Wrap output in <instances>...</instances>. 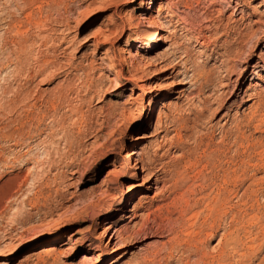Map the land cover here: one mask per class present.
Masks as SVG:
<instances>
[{"label":"rangeland","instance_id":"374dc122","mask_svg":"<svg viewBox=\"0 0 264 264\" xmlns=\"http://www.w3.org/2000/svg\"><path fill=\"white\" fill-rule=\"evenodd\" d=\"M45 5L37 13L40 3L0 0V264H264V186L244 193L254 174L264 176L256 142H264V122L244 127L242 139L225 109L189 130L213 93L204 77L220 75L228 58L237 69L226 95L240 93L234 119L248 112V94L264 89V68L259 75L251 66L240 82L244 67L264 65V0ZM157 29L160 44H145ZM205 146L210 162L200 155ZM233 174L244 177L233 183ZM41 190L54 210L42 222L46 208L36 212L30 201ZM212 223L199 263L195 248L177 242ZM124 228L125 241L112 238Z\"/></svg>","mask_w":264,"mask_h":264},{"label":"bare ground","instance_id":"6f19581e","mask_svg":"<svg viewBox=\"0 0 264 264\" xmlns=\"http://www.w3.org/2000/svg\"><path fill=\"white\" fill-rule=\"evenodd\" d=\"M52 0H45V1H43L42 2V0H29V2L30 3H40V6L37 8V13L39 12V13H41L42 12V10H43V7H45L46 5V3H48L49 4V2H51ZM46 2V3H45ZM39 5V4H38ZM37 6V5H36ZM48 6V5H47ZM160 10V9H159ZM166 17V16H165ZM165 17H159L160 19H159V25H158V28H162L163 26H165L164 24H165V21L163 20V18H165ZM254 34L256 35L257 34V32H255L254 31ZM244 36H242L241 35V38H243ZM163 38V35H162V33H161V31L159 30V29H157L154 33H149L148 35H147V38H146V42H145V44H147V45H154V47L155 46H158L159 44H160V40ZM147 50H149V51H151V48H148ZM239 51H234L233 49H231V48H228L227 50H226V55L228 56V57H230V56H232V55H234V57L236 56V58L237 57H239ZM225 56V55H224ZM223 57V56H222ZM231 58V57H230ZM230 58H228L229 60H230ZM228 59L227 60H225V63H224V61L222 62V63H224V66L221 68V69H218V72L217 73H220V75H218V76H215V75H211V74H207L205 77H204V80H205V83L207 84V85H212L213 86V93H211V94H207V96L206 97H203L201 100H200V108L197 110V112L195 113V117H194V119H192V122H193V124H192V126H191V128L189 129V130H191V131H193L194 130V128H195V130H196V128H197V126H198V122L199 121H201L202 123H203V120H206L207 121V119H208V115H207V113L208 114H210V116L212 117V116H215L216 115V117H217V115L218 114H220L221 112H223V110H225V109H227L228 110V112H225L224 114H223V118H231L232 117V120H233V123H234V125L233 126H235L236 128H237V130L241 133V137H242V139L244 138L243 136H244V131H243V128L244 127H247V126H253L252 124H255V123H261V122H264V89H260V90H257V91H255V93H253V94H248V90H245V94H248V96H249V101H253L250 105H249V107H248V112H244L243 113V115H242V117L239 119H234L233 118V116H232V114H231V112L233 111V109H234V106L236 105V103H237V100H238V98H239V96H240V93H239V90H234L232 93H231V95L230 96H227L228 94H227V92H226V90L229 88V86L231 85V82H233V76H234V74H235V71H236V63H233L232 62V64H231V61H228ZM263 59H264V56H263ZM251 66L252 67H254V69H255V73L256 74H259V75H261V71L263 70V68H264V65H260V63H258V65H248V66H246V67H244L243 68V70H242V74L240 75L241 77H240V82L243 80V79H246V76L249 74V70H250V68H251ZM175 67H168V68H165V69H163L162 70V73H164V72H168L169 70H171V69H174ZM104 80V79H103ZM102 80V81H103ZM101 81V80H100ZM150 86V85H149ZM203 89H205V87H204V85L203 84H201V86L198 88V90H199V93L200 94H202V91H203ZM106 91H107V89H106ZM105 92V91H104ZM227 94V95H226ZM210 120V119H209ZM209 122V121H208ZM256 124V127H258L259 125H257ZM264 124V123H263ZM225 125V124H224ZM261 125V124H260ZM226 127V126H225ZM224 126H222V128H221V131L222 132H226L228 129H226ZM189 130H186V131H189ZM201 132V131H200ZM225 135V134H224ZM188 137H192V136H188ZM199 137V136H198ZM135 138V140H143V139H145L146 138V136L145 135H143V134H140V135H136V137H134ZM201 138V137H200ZM199 138V139H200ZM264 138V137H263ZM194 139H197V136H196V138H194ZM255 139V138H254ZM189 140V139H188ZM203 140V139H202ZM202 140H197V145H195V146H197V147H200V149H201V147H202V145H203V141ZM250 141V140H249ZM254 141V140H253ZM255 141H256V139H255ZM255 141L254 142H252V144L253 143H255ZM263 141V139H257V144L259 143V146L263 149H261V148H259L257 145H255L254 147L256 148V147H258L259 148V150L261 149L263 152L261 153L262 154V156H264V142H262ZM246 143V142H245ZM249 143V142H248ZM247 143V144H248ZM242 145V144H241ZM251 145V144H250ZM209 146V145H208ZM208 146L205 148L204 147V149H203V152H202V154H200L201 155V157H205L206 159H207V162L209 161L210 162V160H211V158H210V156H211V154H207V152H208ZM249 146V145H248ZM247 147V146H246ZM191 149V148H190ZM197 148H195V150H196ZM254 149V148H253ZM257 149V148H256ZM255 149V150H256ZM193 150V149H192ZM198 150V149H197ZM202 150V149H201ZM260 150V151H261ZM199 151V150H198ZM212 151H214V150H211V152ZM196 152V151H195ZM210 153V152H209ZM213 155V154H212ZM137 156V151L136 150H130L129 151V153H128V155H127V158H129V159H131V160H134L135 159V157ZM214 156V155H213ZM239 156V155H238ZM184 157H185V159H186V163L187 164H189V166L191 167V166H194L195 165V161H194V152H192L191 150H190V152L187 154V155H184ZM212 157V156H211ZM259 157H260V154H259ZM210 158V160H208ZM214 159V158H213ZM262 159V158H261ZM263 159H264V157H263ZM259 160V159H258ZM203 161V160H202ZM236 162V161H235ZM198 163H199V161H198ZM243 163V162H242ZM246 164V163H245ZM244 164V165H245ZM249 164V163H248ZM256 164V163H255ZM215 165V164H214ZM243 165V166H244ZM208 166V165H207ZM253 167L255 166V165H252ZM187 167V166H186ZM189 167V168H190ZM263 167H264V165H263ZM236 168H238V167H236ZM236 168H235V170H236ZM240 168H241V166H240ZM134 169L135 170H139V162H138V159H136V161H135V164H134ZM154 169H155V167H154ZM165 169V168H164ZM192 169V168H191ZM190 169V170H191ZM264 169V168H263ZM141 170V169H140ZM160 170V169H159ZM159 170H157V168H156V170H153V171H150V173L152 174V176H158V172H160ZM168 170V169H167ZM163 171V170H162ZM189 171V170H188ZM234 171V170H233ZM239 171V170H238ZM245 172H247V170H244ZM243 171V172H244ZM76 172V171H75ZM74 172V173H75ZM163 172H165V171H163ZM227 172V171H226ZM259 172V171H258ZM242 173H240V175H241ZM227 175V174H226ZM234 175V176H233ZM232 175V177H233V183H237L238 181H240V180H242L243 179V175L241 176L242 177V179L240 178V176H237L236 174H233ZM248 175V174H247ZM176 176V175H175ZM60 178H61V180H62V183H65V176L63 175H61V176H59ZM174 177V176H173ZM227 177H229V176H227ZM251 177V176H250ZM228 179V178H227ZM160 180V179H159ZM232 180V179H231ZM28 181V179L26 178V179H24V180H22L21 181V183L19 184V186H18V192L22 189V185H23V183L25 184L26 182ZM244 181V180H243ZM229 183H230V181H229ZM250 183V182H249ZM238 184V183H237ZM236 185V184H235ZM234 186V185H233ZM237 186V185H236ZM262 186H264V176L262 175V176H259L257 173L256 174H254L252 177H251V183H250V185L247 187V189L245 190V195H246V192L247 191H249V190H251L250 188L251 187H254V189H253V193H254V195L256 196L257 195V193H259L258 192V189L260 188V187H262ZM225 187V186H224ZM48 188V190L50 189V185H49V183H46V189ZM233 188V187H232ZM169 189V188H168ZM166 190V189H165ZM225 190H227V188L225 189ZM58 191V193H59V196L61 197V201H65V193H63L62 191L60 192L59 190H57ZM167 191V190H166ZM230 192V191H229ZM232 192V191H231ZM167 193V192H166ZM228 193V192H227ZM43 194V191L41 190V191H39L38 193H37V195L34 197V198H32L30 201H31V203H32V206H33V208L34 209H36L37 211L36 212H40L41 210H43V208L45 209V210H47V208H48V206H46V204H47V201H48V198H49V196H45L44 197V195H42ZM220 194V193H219ZM39 195H42L43 197L41 198V197H39ZM58 196V197H59ZM51 197V196H50ZM259 197H260V195H259ZM250 199V198H249ZM103 198H99V199H97L96 201H93L91 204H89L88 205V207L86 208V212L87 213H92V212H94V210H95V208H96V206H98V205H100L102 202H103ZM243 200V199H242ZM247 201V200H246ZM49 202V201H48ZM185 202V201H184ZM188 202V201H187ZM258 202V201H257ZM244 203H246L245 201H244ZM48 205V204H47ZM246 205V204H245ZM50 206V205H49ZM197 206V205H196ZM50 208V207H49ZM186 208V207H185ZM184 208V209H185ZM223 208V207H222ZM208 209H209V206H208ZM211 210V209H210ZM221 211V210H220ZM209 212H211V211H209ZM42 213V212H41ZM45 214H44V216L43 217H41V219H40V221L42 222V221H44V220H46L49 216H51V215H53V213H54V210H52V209H49V210H47V211H45L44 212ZM95 213V212H94ZM93 213V214H94ZM256 214V213H255ZM259 215V214H258ZM89 216V215H88ZM186 216V215H185ZM185 216H184V218H185ZM206 217V216H205ZM243 217V216H242ZM251 217V216H250ZM180 218H181V216H180ZM194 218V217H193ZM177 219V218H176ZM205 219V218H204ZM241 219V218H240ZM257 219H258V217H257V214H256V216L254 215L253 217H251V220H253L254 222L255 221H257ZM178 220V219H177ZM180 220V219H179ZM184 219H182V220H180V221H183ZM212 220V219H211ZM259 220V219H258ZM185 221V220H184ZM183 221V222H184ZM178 222V221H177ZM208 222V221H207ZM209 222H210V220H209ZM208 222V223H209ZM175 223V222H174ZM180 223V222H179ZM48 224V223H47ZM182 224V223H181ZM203 224H204V222H203ZM179 225V224H178ZM207 226H208V228L206 227V228H204V229H202L201 228V230H199L197 233H195L194 235H191V234H189L188 235V239L187 240H185L183 243H181V242H179L177 239V243L178 244H180L181 246H183L184 244L187 246L186 248H187V251H189V248H195V250H196V254L199 256V258H198V262L200 263V262H204V259L206 258V256H207V252H205V251H203L201 248H202V246L200 245V247H199V245L198 244H203L202 242L203 241H200V238H202V237H206V238H209L210 236H213V233H214V225H213V223L211 224V225H208L207 224ZM183 228V227H182ZM262 229V230H261ZM260 230V234H258L259 236H264V227H262ZM182 231V230H181ZM126 232V228H124V229H119V230H115V232H114V235L112 236V238L113 239H116V240H121L122 242H123V240L125 241V239H123V235H125L124 233ZM179 233V232H178ZM188 233V232H187ZM141 235V234H140ZM178 236V235H177ZM259 236H258V238H259ZM179 237V236H178ZM181 238V237H180ZM226 238H227V236L226 235H221L220 236V239H219V244L220 245H222L223 246V244H224V242H225V240H226ZM174 243V242H173ZM116 246V245H115ZM122 246L123 245H121V243L119 242V243H117V247L116 248H122ZM185 248V249H186ZM204 248V247H203ZM222 248V247H221ZM221 248H220V250H221ZM205 249V248H204ZM116 250V249H115ZM118 250V249H117ZM220 252V251H219ZM194 253V252H193ZM192 253V254H193ZM223 255H224V250L221 252V257H223ZM197 256V257H198ZM87 257V255H85L84 256V258H86ZM219 257V256H218ZM217 258V257H216ZM221 259V258H220ZM219 259V260H220ZM91 264H96L95 262H93V263H91Z\"/></svg>","mask_w":264,"mask_h":264}]
</instances>
